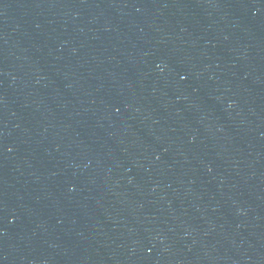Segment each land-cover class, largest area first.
Masks as SVG:
<instances>
[{
  "label": "water",
  "instance_id": "water-1",
  "mask_svg": "<svg viewBox=\"0 0 264 264\" xmlns=\"http://www.w3.org/2000/svg\"><path fill=\"white\" fill-rule=\"evenodd\" d=\"M0 264H264V0H0Z\"/></svg>",
  "mask_w": 264,
  "mask_h": 264
}]
</instances>
